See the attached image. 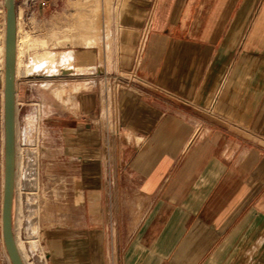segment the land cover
<instances>
[{
  "label": "crops",
  "instance_id": "crops-1",
  "mask_svg": "<svg viewBox=\"0 0 264 264\" xmlns=\"http://www.w3.org/2000/svg\"><path fill=\"white\" fill-rule=\"evenodd\" d=\"M140 40L109 149L98 88L42 106L34 264H264V0L136 7L109 72L128 73Z\"/></svg>",
  "mask_w": 264,
  "mask_h": 264
},
{
  "label": "rangeland",
  "instance_id": "rangeland-1",
  "mask_svg": "<svg viewBox=\"0 0 264 264\" xmlns=\"http://www.w3.org/2000/svg\"><path fill=\"white\" fill-rule=\"evenodd\" d=\"M155 1L14 0L15 31L21 42L20 63L16 69L14 86L15 88L16 86L19 88L25 86L26 96L29 95L30 98L27 104H22L21 99L15 100L14 184L11 224L13 219L14 240L22 241V247L19 244L21 248L19 255L22 256L24 264H34L33 259L35 257L42 261L44 259L39 247L40 236L37 226L39 180L36 184H31L32 186L30 184L27 186V182H24L25 189L21 190H28L27 194L20 191V182L17 181L16 177V173H18L17 163L26 164L33 159L34 162L32 163L36 167L38 166L37 126L42 106L59 102L67 107L74 101L71 96L76 92L91 87L100 90L99 84L94 86L92 81L96 83L101 81L104 74L108 76L117 74L109 72L113 57L119 58L120 62L126 60L123 56L126 50L119 44V39L133 10L143 5L149 4L151 6ZM5 19L4 0H0V43L5 34ZM87 39L90 41L93 39V41L85 42ZM92 51H96L98 54L97 65L94 63ZM65 52H70V56L69 59L65 60L68 68L66 67L67 70L64 71L62 58ZM44 53L50 55L41 59ZM37 57H40V60L35 62ZM0 68L1 138V133H3L4 75L2 76V74H4V67L2 70L0 65ZM122 75L124 76V74ZM33 103H38V105ZM29 151L34 155L30 156ZM0 152V183H2L3 144L1 140ZM32 192L33 194H31ZM30 230L32 232H29ZM3 263L7 264L5 260Z\"/></svg>",
  "mask_w": 264,
  "mask_h": 264
},
{
  "label": "water",
  "instance_id": "water-1",
  "mask_svg": "<svg viewBox=\"0 0 264 264\" xmlns=\"http://www.w3.org/2000/svg\"><path fill=\"white\" fill-rule=\"evenodd\" d=\"M5 55L3 84V185L1 206V233L4 248L10 264H23L12 234L11 211L13 200L14 172V124H15V86H14V47H15V9L14 0H4Z\"/></svg>",
  "mask_w": 264,
  "mask_h": 264
},
{
  "label": "built area",
  "instance_id": "built-area-1",
  "mask_svg": "<svg viewBox=\"0 0 264 264\" xmlns=\"http://www.w3.org/2000/svg\"><path fill=\"white\" fill-rule=\"evenodd\" d=\"M142 50L143 41L140 40L135 47L131 68L126 75L123 76L121 74H115L114 76H108L107 74H104L101 78V81H97V83L92 81L93 85L99 84L100 87L101 111L99 120L102 123V130L105 135L104 147L107 149H109V141L111 138L117 137L120 131V126L116 121V112L112 101L119 90L131 88V84L138 81L137 69L141 59ZM101 84L103 86H100ZM105 162H109V155L107 154L105 157ZM105 177L106 194L111 196L112 179L111 172L108 169L105 171ZM4 260L7 264H10L7 254L4 255Z\"/></svg>",
  "mask_w": 264,
  "mask_h": 264
},
{
  "label": "bare ground",
  "instance_id": "bare-ground-1",
  "mask_svg": "<svg viewBox=\"0 0 264 264\" xmlns=\"http://www.w3.org/2000/svg\"><path fill=\"white\" fill-rule=\"evenodd\" d=\"M16 32V31H15ZM89 42L90 39H87L85 42ZM93 39L90 41L92 42ZM20 40H19V37L17 35V32H16V36H15V47H14V75L16 74V69L20 63V53H21V48H20ZM88 44V43H87ZM4 55H5V34L2 36V42L0 43V65L2 67V70H3V67H4ZM47 55H50L49 53H44L43 56H41V59H44L46 58ZM69 56H70V52H65L64 53V56L62 58L63 60V70H67V61H65L66 59H69ZM37 60H40V57H37L35 59V62ZM67 67V68H66ZM1 69V68H0ZM2 74V72H1ZM4 74H2L3 76ZM2 79V78H1ZM59 90V89H58ZM66 91V90H65ZM60 93V92H58ZM57 93V95H58ZM62 93V92H61ZM60 93V94H61ZM60 96V95H59ZM14 129H15V124H14ZM14 141H15V132H14ZM37 143V142H36ZM29 155L30 156H33L34 154L31 153V151H29ZM34 162L33 159H31V161H28L26 164L25 163H15L17 168H18V173H16V177H17V181L20 182V191L23 192V193H27L28 194V190H21V189H25L24 187V182H27V186H29V184H36L37 182V167L34 165ZM13 182H14V172H13ZM14 184V183H13ZM32 186V185H31ZM35 186V185H34ZM36 188V186H35ZM34 191V190H33ZM20 192V193H21ZM22 193V194H23ZM30 193V192H29ZM33 194V192L31 193ZM36 194V193H35ZM26 195V194H25ZM29 196V195H28ZM31 197V196H30ZM30 199V198H29ZM32 200V199H30ZM34 200V199H33ZM32 200V201H33ZM35 202V201H34ZM31 204V203H30ZM29 204V205H30ZM28 205V206H29ZM30 209V207H29ZM32 209V208H31ZM29 232H32V230H30ZM31 234V233H30ZM16 238V237H15ZM20 240V239H19ZM15 241V245H16V248L17 250L20 252L21 248L19 247V244L21 246V240L18 241L17 239L14 240ZM22 247V246H21Z\"/></svg>",
  "mask_w": 264,
  "mask_h": 264
}]
</instances>
